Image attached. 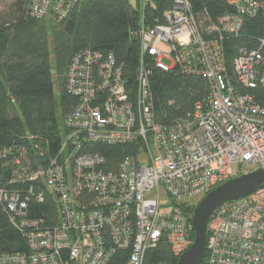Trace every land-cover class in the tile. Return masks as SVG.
<instances>
[{"label":"built area","instance_id":"2783aa9c","mask_svg":"<svg viewBox=\"0 0 264 264\" xmlns=\"http://www.w3.org/2000/svg\"><path fill=\"white\" fill-rule=\"evenodd\" d=\"M81 1L30 0L28 13L61 20ZM136 1L142 13L148 0ZM191 1L171 0L163 23L152 29L143 27L140 14L134 98L113 54L84 50L71 58L65 89L78 103L63 118L67 133L58 153L49 157L34 147L32 168L21 150L4 178L9 185L38 182L40 190L29 186L27 195L39 204L44 193L51 197L57 222L41 227L42 221L26 217L29 199L0 187V202L28 248L0 254V264H108L119 252H126L125 264H143L160 243L179 259L193 242V200L234 178L233 164L264 168V106L247 92L264 85L257 69L263 59L257 51L240 50L229 68L221 46L223 35L241 32L244 18L264 21V0H221L231 12L215 20L194 13ZM149 67L201 74L206 97L184 118L156 123ZM92 144L126 147L129 153L115 170L108 169L102 156L85 148ZM38 155L47 162L39 164ZM200 264H264V187L210 215Z\"/></svg>","mask_w":264,"mask_h":264},{"label":"trees","instance_id":"16d2710c","mask_svg":"<svg viewBox=\"0 0 264 264\" xmlns=\"http://www.w3.org/2000/svg\"><path fill=\"white\" fill-rule=\"evenodd\" d=\"M29 3L30 0H15L1 16L4 18L0 23V187L16 191L21 200L29 199L26 217L40 220L41 227L50 228L58 219L53 199L44 193V202L39 204L27 195L29 186L40 190L38 182L21 181L9 185L3 175L7 165L12 166V159L20 157L22 152L24 162L34 168L37 152L34 147L49 157L58 153V146L67 133L65 126L63 132L60 128L59 114L64 118L78 103L65 89L66 70L75 54L84 50L103 57L113 54L115 64L123 66L126 91L130 99L134 98L139 66L135 38L140 28L139 16L143 14V27L152 29L156 23H163V13L170 8L171 0H148L142 13L138 3L134 6L129 0H82L61 20L52 16L32 18L28 13ZM191 4L194 13L205 12L211 20L225 11L231 12L221 0H192ZM263 39L264 21L259 17L244 18L239 34L221 37L226 66L231 67L240 50L257 51L263 59L257 67L258 75L264 77V45L260 44ZM149 70L156 123L166 125L184 118L196 102L206 97L208 84L199 73L150 67ZM53 78L57 82V98ZM247 92L264 106V85L258 84ZM85 148L102 156L105 166L113 170L129 153L126 147L103 144ZM10 219L7 205L0 202V254L27 253L25 236ZM158 262L177 264L178 258L171 254L166 244L160 243L145 254L143 264ZM125 263L126 252H119L108 264Z\"/></svg>","mask_w":264,"mask_h":264},{"label":"water","instance_id":"95a60500","mask_svg":"<svg viewBox=\"0 0 264 264\" xmlns=\"http://www.w3.org/2000/svg\"><path fill=\"white\" fill-rule=\"evenodd\" d=\"M39 164L47 162V156H36ZM9 178V171L4 173ZM264 187V168L254 169L223 183L201 198L193 209L190 219L193 228V242L183 253L177 264H200L205 255L207 241V223L210 215L228 201L248 196Z\"/></svg>","mask_w":264,"mask_h":264},{"label":"rangeland","instance_id":"374dc122","mask_svg":"<svg viewBox=\"0 0 264 264\" xmlns=\"http://www.w3.org/2000/svg\"><path fill=\"white\" fill-rule=\"evenodd\" d=\"M13 2H15V0H0V23L2 22V19L4 17H1L4 12H8L9 8L11 7V5L13 4ZM129 2L132 4V5H136L137 1L136 0H129ZM53 86H54V92H55V96L57 98L58 94H57V82H56V79L53 78ZM59 123H60V128L63 132V127H64V124H63V118L60 116L59 114ZM254 169H257V166H254V165H250L248 167H244V166H239L238 164H233L232 165V170H233V176L234 177H237L241 174H246ZM201 198H196L195 200H193V202L195 203L194 205V208L195 206L197 205V203L199 202Z\"/></svg>","mask_w":264,"mask_h":264},{"label":"bare ground","instance_id":"6f19581e","mask_svg":"<svg viewBox=\"0 0 264 264\" xmlns=\"http://www.w3.org/2000/svg\"><path fill=\"white\" fill-rule=\"evenodd\" d=\"M183 72V71H182ZM140 81H139V76H137V78H136V85L139 83ZM149 90H150V83H149Z\"/></svg>","mask_w":264,"mask_h":264},{"label":"clouds","instance_id":"9594fccd","mask_svg":"<svg viewBox=\"0 0 264 264\" xmlns=\"http://www.w3.org/2000/svg\"><path fill=\"white\" fill-rule=\"evenodd\" d=\"M200 201V200H199Z\"/></svg>","mask_w":264,"mask_h":264}]
</instances>
